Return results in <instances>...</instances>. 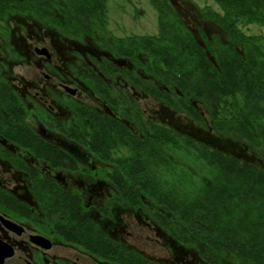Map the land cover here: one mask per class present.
Returning <instances> with one entry per match:
<instances>
[{
    "label": "flooded vegetation",
    "instance_id": "af4514ba",
    "mask_svg": "<svg viewBox=\"0 0 264 264\" xmlns=\"http://www.w3.org/2000/svg\"><path fill=\"white\" fill-rule=\"evenodd\" d=\"M110 2L0 0V264H212L159 222L135 184L145 176L130 169L162 127L173 140L213 129L204 112L203 124L191 120L176 102L185 96L134 48L159 33L152 2L124 0L136 18L145 2L156 25L120 37ZM182 116L193 126L183 132Z\"/></svg>",
    "mask_w": 264,
    "mask_h": 264
},
{
    "label": "trees",
    "instance_id": "16d2710c",
    "mask_svg": "<svg viewBox=\"0 0 264 264\" xmlns=\"http://www.w3.org/2000/svg\"><path fill=\"white\" fill-rule=\"evenodd\" d=\"M150 1L159 33L136 38L134 48L145 53V64H159L150 71L173 83L175 95L185 96L176 102L191 120L203 124L206 115L210 134L226 144L182 133L173 140L162 127L156 150L135 156L143 164L130 173L145 176L135 184L158 203L159 222L209 263L264 264V0H211L216 9L199 8L214 27L210 34L194 32L173 0ZM252 26L262 31L248 33Z\"/></svg>",
    "mask_w": 264,
    "mask_h": 264
},
{
    "label": "rangeland",
    "instance_id": "374dc122",
    "mask_svg": "<svg viewBox=\"0 0 264 264\" xmlns=\"http://www.w3.org/2000/svg\"><path fill=\"white\" fill-rule=\"evenodd\" d=\"M176 7L180 8L182 18L188 22V25L194 32H198L197 27L202 28V24L199 23V8H204L206 5H212L215 9L217 8L216 4H214L211 0H173ZM122 3L124 4V0H111L110 2V27L109 29L115 36H123L129 35L132 33L142 35L147 32L155 31L156 25V15L155 13L149 9L145 4L137 3V6L140 10H144L143 17L136 18L132 16V8L127 6L123 8ZM120 6V7H119ZM205 28L208 30V33L214 31V27L211 24L205 25ZM124 33H123V31ZM262 29L256 26L250 27L248 33L256 34L261 32ZM178 123L180 124L179 129L183 132L185 129L192 128L189 123V120L186 119L184 116L182 118L178 117ZM186 119V120H185ZM195 127V124H194ZM208 137L211 139L213 144L222 145V143L226 144L223 140H220L216 136H212L209 133ZM230 144H233L230 142ZM237 150V149H236ZM176 157L184 164H191L189 161V157L186 154L181 153L180 151L175 153ZM191 157V156H190ZM174 175L179 173L180 170L174 168ZM131 222V220L129 221ZM140 238V236H137Z\"/></svg>",
    "mask_w": 264,
    "mask_h": 264
}]
</instances>
